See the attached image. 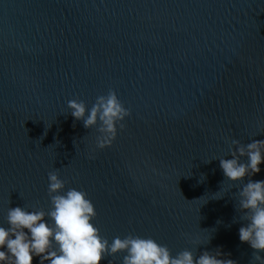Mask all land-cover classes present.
<instances>
[{"label":"water","instance_id":"1","mask_svg":"<svg viewBox=\"0 0 264 264\" xmlns=\"http://www.w3.org/2000/svg\"><path fill=\"white\" fill-rule=\"evenodd\" d=\"M110 90L130 116L100 150L67 103ZM233 140H264V0H0V226L9 207L48 211L55 171L109 243L259 264L239 240V192L264 163L227 180Z\"/></svg>","mask_w":264,"mask_h":264},{"label":"clouds","instance_id":"2","mask_svg":"<svg viewBox=\"0 0 264 264\" xmlns=\"http://www.w3.org/2000/svg\"><path fill=\"white\" fill-rule=\"evenodd\" d=\"M67 107L75 121H82L84 128L95 127L96 149L110 147L123 130V121L130 111L123 106L114 91L97 97L90 109L83 101L69 100ZM87 112V115H86ZM231 151V159H220L219 165L229 181H240L261 171L264 163V140L239 146ZM247 156L241 163L239 157ZM155 171V170H153ZM65 189V182L53 171L48 174L50 208L28 210L9 207L6 214L7 227L0 226V264H99L118 252H126L122 264H236L227 254L203 251L198 256L190 250L171 255L166 245L152 238L128 235L116 237L111 243L103 238L92 223L96 216L94 205L84 191ZM63 192V194H60ZM239 209L246 223L238 229L239 240L253 250V257L264 264V180L249 179L239 192ZM111 264V261H109Z\"/></svg>","mask_w":264,"mask_h":264}]
</instances>
